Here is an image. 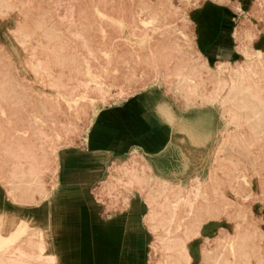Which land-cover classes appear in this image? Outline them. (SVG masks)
<instances>
[{"label":"rangeland","instance_id":"obj_1","mask_svg":"<svg viewBox=\"0 0 264 264\" xmlns=\"http://www.w3.org/2000/svg\"><path fill=\"white\" fill-rule=\"evenodd\" d=\"M233 1L0 0L2 191L11 187L10 180H17L16 174L25 173L24 177H28L31 167L28 160L35 161L39 176L51 190L55 189L56 184L49 181L57 163L56 150L50 144L52 138L62 149L81 144L87 125L99 107L156 86L173 97L184 114L197 119L210 132L197 136L207 138L204 142L183 144L181 173L169 177L170 188L155 197L157 204L151 207V212L166 215L170 220L159 234L183 232L191 224L192 229L186 234L197 235L202 222L213 221L217 229L229 234V242L236 246L241 243V251L254 254L264 264V152L258 153L263 142L251 133L252 122L241 116L242 110L233 106L235 116L230 118L226 104L210 100L216 86L218 61L205 58L196 41L198 10L210 2L234 8ZM242 7L244 12L234 8L241 50L235 51L230 64L243 63L247 51L251 61L261 60L264 65V52L252 53L253 45L264 50V42L262 46L255 44L259 36L264 38V0H247ZM177 69L196 82L189 84L181 75L175 77ZM259 75L264 85V72L254 76ZM217 90L220 96L227 92L226 86ZM81 95L89 98L82 100ZM102 96L106 99L102 100ZM198 114L202 115L197 117ZM230 134L233 140L228 143ZM252 139L254 144L245 147ZM22 146L33 152L32 159L22 155ZM229 155L236 164L224 160ZM19 161L20 167L16 166ZM132 165L142 167L135 160ZM197 178L204 193L191 199V204L183 196L186 187L195 184ZM161 184L160 180H152L148 190ZM33 190L36 194L41 189L33 187ZM30 191L23 185L14 194L29 197ZM5 206L26 219L28 227L17 239L25 254L36 255L42 242V256L34 264H55L46 261V234L43 229L32 227L26 209L10 201ZM190 208L200 209V213H208L210 217L204 221L192 217ZM188 221L191 222L186 224ZM216 233L211 238L207 236L211 258L207 264L213 263L212 258L217 259L220 250L217 263L232 264V249L224 241L220 243L224 245L221 249L217 245L219 232ZM28 237H31L29 243ZM154 241L158 242V238ZM198 241L201 248L203 238L199 237ZM12 248L5 254L9 255ZM202 257L203 253L200 261ZM248 259L239 256L235 264H255L254 256Z\"/></svg>","mask_w":264,"mask_h":264},{"label":"crops","instance_id":"obj_2","mask_svg":"<svg viewBox=\"0 0 264 264\" xmlns=\"http://www.w3.org/2000/svg\"><path fill=\"white\" fill-rule=\"evenodd\" d=\"M235 1L244 12L247 0ZM234 8L210 2L195 16L197 45L212 62L229 61L235 54ZM263 39L259 36L255 44L262 46ZM199 124L156 86L99 107L83 143L62 149L57 157L56 188L45 184L47 195L40 202L38 193L30 191L29 221L44 230L47 255L55 257V264H160L162 256H175L176 248L166 251L161 241L184 238L191 224L183 232L159 234L170 220L150 211L157 202L146 198L149 183L135 182L133 174L134 169L164 178L180 174L183 144L199 142L197 130L204 129ZM133 160L142 167L135 168ZM4 192L0 188V200ZM215 224L202 222L199 233L186 242L189 264L201 263L198 238H211L219 230Z\"/></svg>","mask_w":264,"mask_h":264},{"label":"bare ground","instance_id":"obj_3","mask_svg":"<svg viewBox=\"0 0 264 264\" xmlns=\"http://www.w3.org/2000/svg\"><path fill=\"white\" fill-rule=\"evenodd\" d=\"M234 4H235L234 5L235 8L238 9V2L235 1ZM180 24H182V23H180ZM2 34H3V30L0 32V37L2 36ZM234 38H235V42H236V50L239 51L240 44H239L238 28L237 27L235 28ZM252 49H253L252 53H255L257 55H260L262 52H264V50L258 49L256 47H254V45H253ZM246 54H247V51L244 53L243 63H240L236 66H232L230 64L231 63L230 60L217 62V68H216V73H215V76L217 79L214 81V82H216V86L214 87V90L211 92L212 95H210L209 98L212 102L218 100L221 103L226 104L225 105V107L227 109L226 111L228 112V115L230 118H233L235 116V112H234V110H232V108L237 107L238 109L242 110L241 116L244 117L246 120H248V121L250 120L252 122L251 133L256 135L258 137L257 139L260 138V141L263 142L260 144V147H259L260 150L258 151V153L260 155L261 152H264V85L262 84L263 79L261 78V76L259 75L258 77H256L254 75H256L260 72H264V65L261 63L262 62L261 60H258L256 63L251 61V59H249L246 56ZM180 75L189 84L196 82V80H194L193 78H191L187 74H182L180 69L179 70L177 69L176 74L174 76L179 77ZM95 86H96V84H95ZM224 86H226L227 92L224 95L220 96L219 92L217 90V87H224ZM80 98L82 100H87L89 97H87L86 95H81ZM92 99L93 98L90 97L91 101H92ZM101 99L105 100L106 98H105V96H102ZM201 115L202 114H198L197 117H199ZM209 116H211V115H209ZM205 117L208 118L206 116V114H205ZM51 130H52V128H51ZM207 133H210L209 130L204 128V129L197 132V136H206ZM197 136H196V138H197ZM232 136H233L232 134H230L228 136V138L226 140L228 143L233 140ZM56 137H59V135L56 134ZM197 139L199 142H204L205 140H207V138H197ZM254 141L255 140L252 139L250 142H247L245 147H248L249 145L250 146L253 145ZM50 144H52V149L54 151L56 150L55 151V157L57 158L59 156V154L61 153L62 148L59 147L58 143H56V139H54V138H52V141L50 142ZM20 151H23L22 155L25 154L23 156L29 157L32 159L31 156L33 155V152L31 150H28V149H26L25 146H22V147H20ZM25 151H27V152H25ZM224 160H227L228 163H230L231 165L236 164L235 159H233V157L230 155L228 157L225 156ZM28 161L30 162V166H31L28 177H24L25 173H22V174L20 173L19 175L16 174L17 180H12V181L10 180L12 185L10 188L5 190V192L3 194L4 195V203L0 204V225H1V227H0V264H9V263H11V264H18V263H20V264H34V260H37L38 258H40L42 256V254H41L42 253L41 249L43 248L42 242L37 246L40 252L38 251L39 253L37 252L36 255H33L34 253H29L28 255H26L25 251L22 250V248L20 246L21 244L17 243V239L22 234L25 233V231L28 227L27 224L24 222V220H26V219L21 217V215L19 213L15 212L13 210H10L5 206L6 202L10 201L14 205L25 208L26 211L29 213L30 196L25 197V196H19L17 194H14V192H17L18 188L20 186H23V185L28 186L30 189H33V187H37V188L39 187V190L40 189L41 190L38 193V198H39L38 200H40L46 196V191L44 189L45 182L38 174V171H37V168L35 165V161L34 160H28ZM18 165H19V167L21 166L20 161L16 163V166H18ZM133 180L137 183H149L152 180H160V182L162 183L160 186L150 187V189L145 193L146 198H148L149 200L155 199V197L157 196V194L159 192L168 190L170 188V184H169L170 179L169 178L156 176L151 172V170L148 173H145L144 170H141L140 173L138 174V173H136V169H134ZM49 181L53 184H57L56 166H54L52 169V174L50 175ZM251 182H250V184H251ZM250 190H251V187H250ZM203 193H204V191L202 190L201 181H200V179L197 178V181L195 184L192 183V185L190 187H186L185 194H184L183 198H186L187 201L192 204L193 198L198 197V196H203ZM250 194H246L245 196L246 197L250 196ZM205 197H207V196L205 195ZM263 199H264V196H263ZM150 209H151V207H150ZM199 210L200 209L195 210L193 208H190V210H189L190 216L197 217V218H203L202 221L207 219V217H210L208 213H200ZM236 215H237L238 219L240 220L241 213L238 211L236 213ZM147 219H149V218H147ZM169 225H170V223H169ZM113 226H115V225H113ZM187 227H186V230H187ZM97 229H98V227H97ZM2 230L7 231L8 233H3ZM106 232H108V231H106ZM218 232L219 233H218L217 237L219 238V242L217 245L219 247H221V249H222V248H224L223 247L224 245L220 244V243L223 241L228 242V244H229L228 246L232 249L231 252L233 255L231 257H233V259H234L232 264H235V262L237 263L236 259H238L239 256L241 257V259L249 261L250 259H248V258L250 257V255L255 257V264H260L254 254L249 253L250 254L249 255L246 253L245 250H243V251L240 250V244L241 243H238L236 246L233 244V242H229L230 241L229 240V234H224L222 230H218ZM32 233H34V232H32ZM193 236H195V235L186 234L184 238H180V239H176V240L166 239L165 243L163 241H161V243L164 247V250H166V251L170 250V248L175 247L176 250H174V251L176 252V255L171 256L172 254H166V255L162 256V261L160 260V264H163V263H165V264H169V263H172V264H189L191 257L186 251V242ZM30 238L31 237H28L27 243H29L31 241ZM208 240H209V238L207 236L203 237V242H202V246H201V250H202L201 252L203 253V257H202V261H201L202 264H205V263L207 264L208 261H211V258L209 257L210 249L207 248V241ZM118 241H120V239ZM82 242H83V240H82ZM10 246L13 247L12 250L10 251L11 254L10 253H9V255L5 254L9 250ZM234 247H236L235 250H234ZM230 248H228V249H230ZM81 252L83 253V251H81ZM236 252H237V254L235 255L234 253H236ZM220 253H221V250L218 253V255L216 256L217 259H215V257L212 258L213 259L212 264H218L217 260L220 259L219 258ZM44 256H45L46 261H50V262L55 261V257L53 255L45 254ZM82 257L80 256V258H81L80 263H82ZM170 257H174V260H172Z\"/></svg>","mask_w":264,"mask_h":264}]
</instances>
